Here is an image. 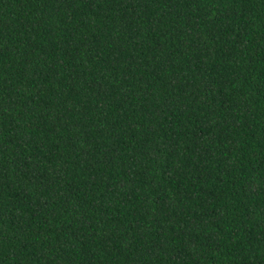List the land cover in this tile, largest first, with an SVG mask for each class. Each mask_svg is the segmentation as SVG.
Segmentation results:
<instances>
[{
  "label": "trees",
  "instance_id": "16d2710c",
  "mask_svg": "<svg viewBox=\"0 0 264 264\" xmlns=\"http://www.w3.org/2000/svg\"><path fill=\"white\" fill-rule=\"evenodd\" d=\"M0 264H264V0H0Z\"/></svg>",
  "mask_w": 264,
  "mask_h": 264
}]
</instances>
